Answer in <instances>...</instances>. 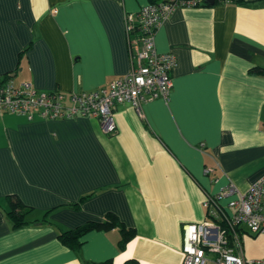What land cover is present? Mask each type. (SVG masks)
Segmentation results:
<instances>
[{
  "label": "crops",
  "instance_id": "1",
  "mask_svg": "<svg viewBox=\"0 0 264 264\" xmlns=\"http://www.w3.org/2000/svg\"><path fill=\"white\" fill-rule=\"evenodd\" d=\"M150 2L0 0V79L66 99L107 86L131 68L126 18ZM155 47L177 59L169 99L142 103V116L116 105L115 134L87 116L2 113L0 264H181L183 226L207 218L206 195L264 175V0L179 7ZM10 196L36 223L12 228ZM108 214L134 231L125 246L118 227L89 230L77 250L59 241ZM244 252L263 257L264 235Z\"/></svg>",
  "mask_w": 264,
  "mask_h": 264
},
{
  "label": "built area",
  "instance_id": "2",
  "mask_svg": "<svg viewBox=\"0 0 264 264\" xmlns=\"http://www.w3.org/2000/svg\"><path fill=\"white\" fill-rule=\"evenodd\" d=\"M201 1L148 3L139 9L135 19L128 16L127 31L139 27L128 39L131 68L107 86L72 91L66 99L57 89L38 90L30 81L16 83L10 76L0 79V116L4 112L22 114L29 120L87 116L99 121L104 134H115L116 105L129 103L142 116V103L168 101L171 70L177 59L173 53L156 50L155 32L177 8L197 7ZM204 205L207 218L183 226L181 264H264V256L250 258L244 252L247 236L264 235V175L245 191L225 185L214 195L207 194Z\"/></svg>",
  "mask_w": 264,
  "mask_h": 264
},
{
  "label": "trees",
  "instance_id": "3",
  "mask_svg": "<svg viewBox=\"0 0 264 264\" xmlns=\"http://www.w3.org/2000/svg\"><path fill=\"white\" fill-rule=\"evenodd\" d=\"M150 3H158L161 1H171V0H150ZM225 0H214L213 4L207 2V0H202L198 6H211L217 3H224ZM138 25L135 27V31L138 32ZM22 115V114H20ZM25 116V115H24ZM27 118V117H26ZM84 198H82L83 200ZM32 209L23 205L18 197L10 196L8 197V206L6 208L7 216L10 220L11 226L13 229H17L20 227H24L29 224L36 223L35 220L30 219ZM46 213L44 215L45 222H48L45 218ZM118 227L121 235V239L119 241L120 247L125 246V244L134 236L133 230L126 229L122 224H120L117 218L108 214L104 221L102 222H87L83 225L77 226L74 229L69 230H61L58 232L59 241L66 247L72 250H77L82 245V236L92 229H103L108 230L111 228ZM124 264H137L135 261H126Z\"/></svg>",
  "mask_w": 264,
  "mask_h": 264
},
{
  "label": "water",
  "instance_id": "4",
  "mask_svg": "<svg viewBox=\"0 0 264 264\" xmlns=\"http://www.w3.org/2000/svg\"><path fill=\"white\" fill-rule=\"evenodd\" d=\"M207 2H209L210 4H213L214 0H207Z\"/></svg>",
  "mask_w": 264,
  "mask_h": 264
},
{
  "label": "bare ground",
  "instance_id": "5",
  "mask_svg": "<svg viewBox=\"0 0 264 264\" xmlns=\"http://www.w3.org/2000/svg\"><path fill=\"white\" fill-rule=\"evenodd\" d=\"M117 131V130H116Z\"/></svg>",
  "mask_w": 264,
  "mask_h": 264
}]
</instances>
